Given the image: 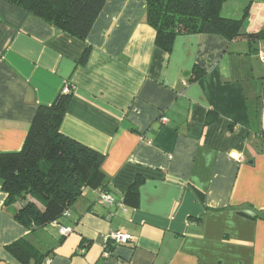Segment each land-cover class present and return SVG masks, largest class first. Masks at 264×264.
Wrapping results in <instances>:
<instances>
[{"label": "crops", "instance_id": "obj_1", "mask_svg": "<svg viewBox=\"0 0 264 264\" xmlns=\"http://www.w3.org/2000/svg\"><path fill=\"white\" fill-rule=\"evenodd\" d=\"M228 6L264 34V0ZM156 39L146 0H108L86 41L0 0V153L20 151L39 106L71 84L60 132L104 156L114 200L85 189L33 236L0 184V264H22L6 249L22 238L44 264H264V37L180 35L170 51ZM120 231L135 242H107Z\"/></svg>", "mask_w": 264, "mask_h": 264}, {"label": "trees", "instance_id": "obj_2", "mask_svg": "<svg viewBox=\"0 0 264 264\" xmlns=\"http://www.w3.org/2000/svg\"><path fill=\"white\" fill-rule=\"evenodd\" d=\"M53 25L68 35L86 41L95 21L108 0H7ZM227 0H146L147 20L157 35L156 44L170 51L180 35L219 34L228 40L254 42L264 34H246L243 22L221 15ZM89 48L82 56L83 63ZM200 73L194 70V77ZM74 89L69 84L50 106H39L22 149L0 153V184L7 194L6 206L21 203L14 219L30 230L31 235L59 221L85 189L108 194V181L102 170L104 156L64 136L60 126ZM135 183L123 203L139 206L140 185ZM31 198L28 201V198ZM114 204V203H113ZM7 251L22 264H44L48 259L28 239L7 246Z\"/></svg>", "mask_w": 264, "mask_h": 264}, {"label": "built area", "instance_id": "obj_3", "mask_svg": "<svg viewBox=\"0 0 264 264\" xmlns=\"http://www.w3.org/2000/svg\"><path fill=\"white\" fill-rule=\"evenodd\" d=\"M164 123L167 122L166 119H163L162 120ZM231 156L233 158H235L236 160L239 159V155L237 154H234L232 153ZM100 202L102 204H106V205H112L114 203V200L109 196V195H106L104 193H101L100 194ZM61 234L66 236L70 233V229H67V228H61ZM107 242H112L116 245H127V244H130V243H134L135 242V239L129 235L128 233H125V232H112L111 234H109V236H107Z\"/></svg>", "mask_w": 264, "mask_h": 264}, {"label": "rangeland", "instance_id": "obj_4", "mask_svg": "<svg viewBox=\"0 0 264 264\" xmlns=\"http://www.w3.org/2000/svg\"><path fill=\"white\" fill-rule=\"evenodd\" d=\"M251 0H245V2H244V0H228V2H229V4L231 5V7L230 6H228L230 9H232L233 11H235L234 13H238V14H240V12H239V5L240 4H246V3H249ZM242 10V9H241ZM231 16H234V15H237V14H230ZM264 56V55H263ZM263 58V57H262Z\"/></svg>", "mask_w": 264, "mask_h": 264}]
</instances>
